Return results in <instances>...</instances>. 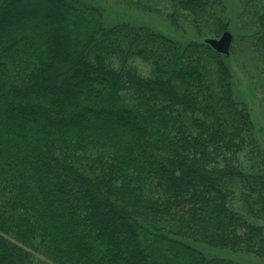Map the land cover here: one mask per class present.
<instances>
[{
    "label": "trees",
    "instance_id": "16d2710c",
    "mask_svg": "<svg viewBox=\"0 0 264 264\" xmlns=\"http://www.w3.org/2000/svg\"><path fill=\"white\" fill-rule=\"evenodd\" d=\"M118 1L230 25L225 0ZM241 1L264 70V0ZM227 57L84 0H0V264L264 257V147Z\"/></svg>",
    "mask_w": 264,
    "mask_h": 264
},
{
    "label": "rangeland",
    "instance_id": "374dc122",
    "mask_svg": "<svg viewBox=\"0 0 264 264\" xmlns=\"http://www.w3.org/2000/svg\"><path fill=\"white\" fill-rule=\"evenodd\" d=\"M103 8L107 24L131 22L162 31L174 38L186 41L205 39L193 28L185 24L176 28L164 15L148 12L121 4L118 0H84ZM227 16L230 20L229 30L233 34L231 53L227 57L237 84V96L244 100L252 114L259 139L264 147V70L261 60L251 51L253 38L248 26L247 15L243 14L241 0H225ZM253 51L257 54V50ZM208 257H225L242 263L264 264V257L256 254L231 250L224 247L197 244Z\"/></svg>",
    "mask_w": 264,
    "mask_h": 264
},
{
    "label": "water",
    "instance_id": "95a60500",
    "mask_svg": "<svg viewBox=\"0 0 264 264\" xmlns=\"http://www.w3.org/2000/svg\"><path fill=\"white\" fill-rule=\"evenodd\" d=\"M205 42L213 46L216 51L229 56L231 53L233 34L229 29L223 31L220 36H207Z\"/></svg>",
    "mask_w": 264,
    "mask_h": 264
}]
</instances>
